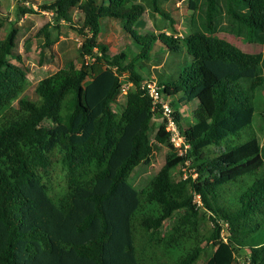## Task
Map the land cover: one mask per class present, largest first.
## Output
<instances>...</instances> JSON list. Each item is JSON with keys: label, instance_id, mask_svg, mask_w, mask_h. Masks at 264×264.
Segmentation results:
<instances>
[{"label": "trees", "instance_id": "trees-1", "mask_svg": "<svg viewBox=\"0 0 264 264\" xmlns=\"http://www.w3.org/2000/svg\"><path fill=\"white\" fill-rule=\"evenodd\" d=\"M17 1L21 12L37 11ZM189 1L184 36L136 33L147 7L135 0L41 4L70 22L78 10L81 55L106 66L70 60L39 80L38 99L23 95L28 71L13 61H21L17 26L0 38V264H264V129L255 123L264 50L246 51L219 35L264 44V0ZM107 19L122 21L139 50L111 54L100 38ZM44 32L48 45L56 42ZM157 42L187 56L146 75L142 61ZM250 69L256 76L246 88L240 74ZM144 81H155L169 100L185 141L179 152L164 117L155 142L173 151L139 189L130 177L149 161L152 119L163 113ZM125 82L132 89L114 110ZM187 105L194 106L189 123ZM178 165L194 171L176 177ZM203 207L211 233L198 219Z\"/></svg>", "mask_w": 264, "mask_h": 264}, {"label": "rangeland", "instance_id": "rangeland-1", "mask_svg": "<svg viewBox=\"0 0 264 264\" xmlns=\"http://www.w3.org/2000/svg\"><path fill=\"white\" fill-rule=\"evenodd\" d=\"M51 1L53 0H28L27 4L33 3L37 11L23 13L18 6L17 0H0V21L3 22L0 27V38L5 37L14 26H17L18 35L15 51L20 54L21 61L17 59H13V61L16 63L21 62L28 71L29 81L23 95L30 99L39 98L36 87L40 79L63 67L70 60L74 61L77 66H81L83 62L94 63L97 69H102L106 66V62L103 59L97 61L89 58V56L84 58L81 55L82 43L85 36L80 33L78 28L79 24L82 23V14L78 10H75L71 22L66 19L58 20L53 10L42 9L40 6L43 3ZM135 1L142 2L147 7V11L133 25L136 33L156 34L157 32L167 31L178 36H184L189 33L190 15L193 11L190 8L189 0H158L160 8L170 13L173 19L165 17L161 12L156 10L153 0ZM46 30L51 36H58L56 42L48 45L47 34L44 32ZM219 35L238 44L246 51L261 52L264 50V44L262 43H251L243 37L234 36L226 32H221ZM100 38L103 42L109 44L111 54H116L124 48L134 49L135 51L139 50L132 35L124 28L123 22L117 19L105 20ZM186 56L185 49H181L180 52H173L172 55L171 52L169 54L167 49L163 48L162 44L159 45V42H157L151 52L150 58L142 61L141 68H143L144 74L151 76V73L155 72L156 68L161 69L165 62L168 66L173 62V58L182 60ZM124 76L127 78L128 73L125 72ZM240 76L243 85L248 88L250 81L256 76V69L242 72ZM91 81L92 76H88L85 81L87 87L91 84ZM125 99V96L119 93L118 99L113 103V109L121 110ZM256 100L258 111H256L255 123L261 131V129H264V85L258 87ZM15 104H17V100ZM193 107V105L181 107L183 114L187 117L184 118V122L189 123L191 121ZM161 122L162 116L160 114L153 117L150 131L151 140L154 144L153 153L148 162H142L135 167L130 177L132 183L139 189L148 183L153 174L165 162L167 154L173 151L167 142H155V134ZM44 124L52 125L53 123L51 120L46 119ZM262 137L264 138V133ZM191 170L194 171V169H190L188 166L178 165L173 169V174L176 177H180L182 176V172H184V176H188ZM193 176L196 177L197 173ZM205 212V208H201L198 219L204 232L211 233L213 222L207 215L208 213ZM168 226L169 222L166 221L163 227L166 229ZM241 254L240 257L244 259V254ZM202 263L203 261L199 262V264Z\"/></svg>", "mask_w": 264, "mask_h": 264}, {"label": "built area", "instance_id": "built-area-1", "mask_svg": "<svg viewBox=\"0 0 264 264\" xmlns=\"http://www.w3.org/2000/svg\"><path fill=\"white\" fill-rule=\"evenodd\" d=\"M145 86L148 89L150 96L153 98L155 104H160L163 110L162 120L164 117L168 119L167 129L171 131V140L174 145L178 148L179 152H182V146L184 145V136L179 130L173 116V107L170 104L169 100L164 97V95L158 89V86L155 81H144ZM132 82H125L121 87L120 94H123L126 98V94L132 89ZM185 147H188V144H185Z\"/></svg>", "mask_w": 264, "mask_h": 264}]
</instances>
